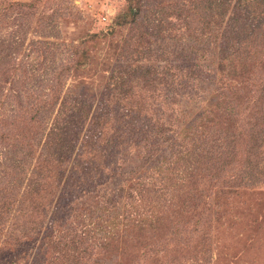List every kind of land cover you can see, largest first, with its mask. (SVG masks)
<instances>
[{
    "label": "trees",
    "instance_id": "16d2710c",
    "mask_svg": "<svg viewBox=\"0 0 264 264\" xmlns=\"http://www.w3.org/2000/svg\"><path fill=\"white\" fill-rule=\"evenodd\" d=\"M168 1L136 0L118 16L121 25L137 28L135 39L140 48L132 49L133 53L148 55L151 36L172 39L169 33L175 12L170 9L164 14ZM178 1L175 15L184 33L220 47L218 78L225 84L207 105L206 121L183 127L178 116H171L177 96L196 90L201 74L195 70L196 63L170 64L168 58L150 54L143 60L124 56L127 64L110 71L98 101L63 90L54 91L51 98H34L16 118L22 123L17 133L6 132V123L0 125V144L4 145L0 147V234L16 240L35 234L44 228L47 216L49 224L57 225L53 215L72 202L59 204L64 191L80 189L86 194L105 190L100 192L102 206L113 212L121 201L136 200L133 193L125 194L126 189L110 192L102 187L124 167L130 152L144 149L147 160L157 163H152V172L140 179L137 189L153 208L143 230L152 233L157 252L170 246L184 249L197 238V256L205 257L213 245L212 213L218 214L210 207L208 199L213 193L209 190L216 189L218 183L233 189L264 185V0ZM256 68L263 70L261 76L256 75ZM55 78L61 79V75ZM15 147L3 161L6 156L2 152ZM163 148L166 154H160ZM16 152L23 157H15ZM172 187L178 193L168 196ZM196 206L202 210L195 221L198 228L190 230L184 214ZM83 213L84 221L92 223L94 214ZM93 217L95 225L101 224L97 232L104 242L96 245L99 249H91L94 241L92 245L83 243L89 242L86 235L91 236L87 228L82 230L90 224H83L73 231L70 243L77 251L63 253L68 245L64 243L52 264H90L96 257L94 251L100 255L102 248L120 242L122 220L129 216H116V222L111 221L114 215ZM98 236L96 233L95 239ZM59 244L56 247L62 246Z\"/></svg>",
    "mask_w": 264,
    "mask_h": 264
},
{
    "label": "rangeland",
    "instance_id": "374dc122",
    "mask_svg": "<svg viewBox=\"0 0 264 264\" xmlns=\"http://www.w3.org/2000/svg\"><path fill=\"white\" fill-rule=\"evenodd\" d=\"M135 1L0 0V125L7 124L6 132L17 133L22 123L16 118L21 116L22 109L28 108L34 98H51L54 91H68L73 96L78 94L98 101L110 71L127 64L124 60L126 55L141 60L150 54L152 58H168L170 64L179 65L195 62L196 72L201 73L196 80V90L185 97L177 96L171 116H178L179 126L183 127L190 122L206 121L209 113L206 111L207 105L213 101L216 90L225 84L218 78L219 45L214 41L198 42L185 34L183 24L175 15L179 10V1L169 0L164 14L170 9L175 12L171 17L174 26L169 33L172 39L151 36L152 46L148 55L133 53L132 49L140 48L135 39L137 28L130 24L121 25L118 16ZM202 17L207 15L202 14ZM193 25L197 28L199 24ZM94 34L98 36L93 38ZM198 49L201 50L199 54ZM82 61L84 64L80 65ZM254 71L261 76L263 70L256 68ZM59 75L61 79L55 78ZM19 143L17 141V145ZM3 146L0 144L2 149ZM14 150L16 147L3 151L2 155L6 156L3 161ZM160 154H166L165 148L160 150ZM14 155L23 157L19 152ZM153 162L156 164L157 160L148 161L144 149L130 152L124 167L103 185L102 189L107 188L110 192L123 188L126 189L125 194L131 192L136 196V200L121 201L118 205L120 211L116 208L113 212L111 207L102 206L101 193L105 190L86 194L80 189L73 193L62 192L59 204L72 202L58 208L53 215L57 225L49 224L47 216L44 218V228L35 234L25 235L18 240L0 234V264H52L55 252L63 249L64 243L68 245L63 253L74 252L70 245L76 232L73 231L83 224H90L82 230L87 228L91 234L89 238L86 235L89 242L83 243L92 245L94 241L91 249L96 247L98 250L96 245L104 242L101 232H97L101 224L95 225L97 219L93 217L98 214L114 215L111 217L114 222L117 221L116 216L129 218L122 220V234H118L120 242L102 248L100 255L94 251L96 257L90 264H264L263 183L234 189L218 183L216 189L209 190V193H213L208 199L210 207L218 213H212L213 217L210 215L213 219L210 222V237L213 238L210 255L197 256V238H193L184 249L170 246L163 253L157 252L158 246L154 244L152 233L149 229L143 230L145 221H148L147 215L153 209L149 205L151 201L141 198L137 191L141 186L140 179L143 181L152 172L150 167L155 165ZM174 188L169 189L168 196L178 193ZM183 197L182 194L181 199ZM199 206L190 208L184 214L190 230L198 228L195 221L202 211ZM137 207L139 211H136ZM84 211L86 216L94 214L92 223L84 221ZM196 231H192L191 235L195 236ZM96 233L100 235L97 239ZM59 241L62 246L56 247ZM143 242L148 246H143ZM74 250L77 251L76 248Z\"/></svg>",
    "mask_w": 264,
    "mask_h": 264
}]
</instances>
